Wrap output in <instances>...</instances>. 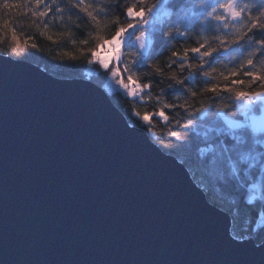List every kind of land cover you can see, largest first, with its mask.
<instances>
[{"label": "water", "instance_id": "95a60500", "mask_svg": "<svg viewBox=\"0 0 264 264\" xmlns=\"http://www.w3.org/2000/svg\"><path fill=\"white\" fill-rule=\"evenodd\" d=\"M232 226L97 84L0 58L4 264H233Z\"/></svg>", "mask_w": 264, "mask_h": 264}, {"label": "snow or ice", "instance_id": "6c2138e0", "mask_svg": "<svg viewBox=\"0 0 264 264\" xmlns=\"http://www.w3.org/2000/svg\"><path fill=\"white\" fill-rule=\"evenodd\" d=\"M2 8L10 17L15 9L29 21L20 27L53 43L78 44L75 54L54 59L98 64L101 87L132 98L125 114L130 129L155 134L153 118L162 121L170 143L159 146L202 192L229 198L233 220L243 221L229 243L246 251L233 264H264V237L242 210L257 200L264 204V0H3ZM56 23L64 30L53 32ZM5 39L14 54L0 48L5 63L38 47L11 19L0 23V42ZM190 39L195 46L175 45ZM198 82L203 86L196 90ZM153 101L151 111L135 107Z\"/></svg>", "mask_w": 264, "mask_h": 264}, {"label": "trees", "instance_id": "16d2710c", "mask_svg": "<svg viewBox=\"0 0 264 264\" xmlns=\"http://www.w3.org/2000/svg\"><path fill=\"white\" fill-rule=\"evenodd\" d=\"M11 2H17V0H11ZM128 2H131V0H128ZM2 4H3V0H0V23H2V21L4 19H11L13 25L17 27V31L18 32H24L25 36L33 37L34 42L38 46L36 49H32L29 47L27 50H22L20 55H21V57H23V59H21V60L29 61V62H32V63L40 66V67H43L48 73H50V74H52L58 78H63V79L87 78V79H89V77H90L91 78L90 80L96 82L99 85L102 84V81L95 75H93V76L91 75V76L87 77L88 75L86 74V69L90 65L87 63L86 59H80L77 61H72V60H69L67 58L65 60H60L58 58L54 59V57H57L59 53L66 52L69 54H75L76 48L79 47L78 44L76 46H73L71 44V42L68 40H63V41H58L57 43H53L52 41H49L46 38L41 37L39 35V33L36 31V29L33 27H28V28L20 27V25H22V24L27 25L29 23V21L27 19H23L17 13V11L15 9L12 10L11 17H10L8 10L2 8ZM119 14L122 17L123 14L122 13H119ZM75 18L76 17L74 14L73 19H75ZM80 23L84 24L85 21L81 20ZM69 27H71V25H69ZM51 30L53 32L58 33L60 31H63L64 28L59 23H56L52 26ZM73 31L76 34L75 38L77 40L83 38V36H84L83 31H78L74 28H73ZM190 35H192V34L190 33ZM20 39H21V43H23L24 37L21 36ZM7 43H8L7 39L3 40V42H0V48H4L5 53H9V50L7 48ZM195 43H196L195 40L190 39L187 42L176 41L175 45H176V47H181L182 45L195 46ZM9 55H14V54L9 53ZM224 63L227 64L226 61ZM93 66L100 68V66L98 64H93ZM214 67H218L221 70H224L220 64L214 65ZM228 67H231V65H228ZM141 82H145V81H141ZM162 86L163 85H161V87ZM201 86H203V85L198 82V84L196 85V90H199V87H201ZM153 91H154V93L156 92L155 87L153 88ZM108 95L111 98L114 105L121 112H123L124 115L127 112L131 111L132 104H133L132 98L125 97L122 92L117 93V92L113 91ZM186 98L187 97H183V96L181 97L182 100L186 99ZM167 99L169 100V102H172L171 96H168ZM224 102H229V101L227 100V98H225ZM154 103L155 102L153 101V102L145 105L143 102H136L135 107L143 113L146 108L148 111H151ZM166 111H168L169 115H172V112L170 110H166ZM181 115H183L182 112H181ZM133 119H135V118H133ZM153 123L156 125V132H155V134H153L152 132H148L150 138L155 143L162 141L164 144H169L170 138L167 137L166 135H164L163 133H161V131H160V129H162L164 127L163 122L158 120V119L153 118ZM162 150L165 153H167L166 150H164V149H162ZM205 194H206L208 200L212 204L216 205L217 207L223 209L228 214H230L232 217V220H233V214L231 211V200L229 198L220 199V198H218V196L215 192L210 191L208 189H205ZM242 210H243L244 216L246 217L248 223H250L253 226V228L256 232H259L260 235L262 237H264V222L262 221V220H264V204H262L259 200H257L247 207L242 206ZM257 213H259V214L257 215ZM242 224H243V221L237 222V221L233 220L232 232L234 230H238ZM243 226H247V225L245 224ZM256 242L259 243L258 240Z\"/></svg>", "mask_w": 264, "mask_h": 264}, {"label": "rangeland", "instance_id": "374dc122", "mask_svg": "<svg viewBox=\"0 0 264 264\" xmlns=\"http://www.w3.org/2000/svg\"><path fill=\"white\" fill-rule=\"evenodd\" d=\"M101 55H110V53H107V52H101ZM29 62V61H28ZM30 63H32V62H30ZM34 64V63H33ZM40 67V66H39ZM42 69H44L43 67H41ZM45 70V69H44ZM103 73V69H101V68H99V67H94L93 66V64L92 65H90L87 69H86V74L88 75L87 77H89V76H93V75H95V76H97L101 81H102V83H103V77H102V75H100V74H102ZM82 79H86V80H89V81H91V82H93V83H95V84H97L96 82H94V81H92V80H90L91 78L89 77V79H87V78H82ZM99 87H101V85H99V84H97ZM107 94H110L111 92H113V90H111V89H107V88H103V87H101ZM263 222H264V220H262Z\"/></svg>", "mask_w": 264, "mask_h": 264}]
</instances>
